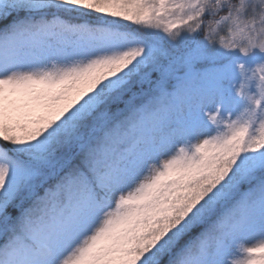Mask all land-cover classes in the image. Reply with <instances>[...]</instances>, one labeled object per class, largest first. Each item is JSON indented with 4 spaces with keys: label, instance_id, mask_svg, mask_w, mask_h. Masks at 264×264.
Wrapping results in <instances>:
<instances>
[{
    "label": "snow or ice",
    "instance_id": "6c2138e0",
    "mask_svg": "<svg viewBox=\"0 0 264 264\" xmlns=\"http://www.w3.org/2000/svg\"><path fill=\"white\" fill-rule=\"evenodd\" d=\"M243 7L0 0V264H264Z\"/></svg>",
    "mask_w": 264,
    "mask_h": 264
},
{
    "label": "clouds",
    "instance_id": "9594fccd",
    "mask_svg": "<svg viewBox=\"0 0 264 264\" xmlns=\"http://www.w3.org/2000/svg\"><path fill=\"white\" fill-rule=\"evenodd\" d=\"M233 11L241 7V0H229ZM243 11L237 12V22H225L224 31L220 35L225 37L238 33L241 43H247L248 37H255L257 43L264 40V0H243Z\"/></svg>",
    "mask_w": 264,
    "mask_h": 264
}]
</instances>
